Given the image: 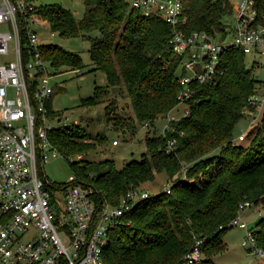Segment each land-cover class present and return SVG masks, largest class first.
<instances>
[{"label":"trees","instance_id":"16d2710c","mask_svg":"<svg viewBox=\"0 0 264 264\" xmlns=\"http://www.w3.org/2000/svg\"><path fill=\"white\" fill-rule=\"evenodd\" d=\"M183 3L185 30L225 35L223 18L233 12L230 0ZM39 12L62 37H87L94 69L106 75L107 86H97L95 94L83 98L82 104L98 103L110 86L125 84L140 123L152 125L176 107L184 85L179 75L181 60L170 44L172 28L167 21L143 15L131 8L128 0H86L81 18L57 4L41 6ZM42 53L57 68L70 66L74 70L83 65L79 54L58 45L45 44ZM246 56L242 49L230 46L214 82L192 83L196 94L189 100L190 114L172 121L164 134L147 137L151 160L144 155L121 169L114 159L83 160V153L96 147L86 128L73 124L54 131L53 140L61 152L74 158L70 164L78 181L95 188L99 203L118 204L129 190L154 180L156 173L164 172L173 181L170 192L139 200L123 218L105 246V264H173L198 240H202L206 255L204 264H214L212 257L227 247L224 237L240 203L264 202V113L259 126L248 133L247 145L233 142L249 97L261 88L255 71L246 65ZM113 109L110 102L107 114ZM136 128L132 124V132ZM171 138L176 139L175 148L168 152ZM97 139L105 140L102 135ZM74 154L82 158L76 160ZM253 227L264 250V216Z\"/></svg>","mask_w":264,"mask_h":264},{"label":"built area","instance_id":"2783aa9c","mask_svg":"<svg viewBox=\"0 0 264 264\" xmlns=\"http://www.w3.org/2000/svg\"><path fill=\"white\" fill-rule=\"evenodd\" d=\"M128 1L143 15L158 16L171 25L170 44L181 60L179 75L184 87L174 109L185 107L181 115L168 117L164 131L171 128L172 121L190 114L189 100L196 94L192 83L214 82L230 46L253 55V70L264 74V59H256L264 58V0H230L235 21H225L224 36L185 30L183 0ZM40 7L37 0H0V264H105L103 255L111 233L151 192L131 189L118 204L111 205L99 203L95 188L78 181L77 173L67 183L47 176L44 168L51 158L61 155L68 162L74 158L64 155L53 140L55 130L70 125L52 109L53 74L42 53L45 44L38 30L47 21L41 19ZM74 71L82 73L80 68ZM256 75L261 88L248 99L249 128L233 139L234 144L245 141L263 118L264 76ZM175 142V138L167 141L168 152L174 150ZM186 170L184 167V177ZM171 187L172 182L165 190L170 192ZM248 208H254L255 220L264 216L262 200H245L228 226L242 228V244L264 258L254 227L243 217ZM201 244L198 240L173 264H204Z\"/></svg>","mask_w":264,"mask_h":264},{"label":"rangeland","instance_id":"374dc122","mask_svg":"<svg viewBox=\"0 0 264 264\" xmlns=\"http://www.w3.org/2000/svg\"><path fill=\"white\" fill-rule=\"evenodd\" d=\"M235 2V0H233ZM61 5L70 9L77 18L83 17L86 12V0H37V5ZM43 16L41 15V19ZM224 21L233 23L235 13L232 12L223 18ZM40 40L43 44H54L63 49L77 53L82 58V66L79 67L81 74L76 73L70 66L57 68L49 63V70L53 74L52 84L54 95L52 100V109L60 114L63 120H67L69 125L76 123L85 127L90 133V141L94 142L96 147L83 153V160L100 161L104 159H114L117 168L121 169L128 163L141 160L147 155V137L159 136L164 134V128L168 122V117L181 115L184 105L172 110L170 114L159 116L154 123L149 126L140 123L135 117L131 98L127 92L125 84L119 86H110L107 92H104L101 101L92 105L82 104L83 98L93 96L97 86L106 87L107 78L100 69H94L89 56L90 41L87 37H62L58 32L52 31L46 23L38 26ZM230 35L228 36V40ZM256 59L262 61L264 58L257 56ZM255 57L246 56V65L252 68ZM77 69V68H75ZM260 77L264 74L260 69L254 70ZM112 102L114 106L111 115L107 114L106 107ZM170 115V116H169ZM133 118V119H132ZM118 120L121 122L119 123ZM130 120V121H129ZM128 121L131 124H128ZM127 124H124L126 123ZM132 124L137 126L136 131L132 132ZM249 128L248 114L236 125L234 134L238 136L247 132ZM98 135L104 136L103 142L97 139ZM118 144H114V140ZM247 138L242 144L247 145ZM78 160V154H74ZM45 172L50 180L60 183H67L70 177L76 173L70 162L64 157L51 158L45 164ZM164 172L156 173L155 179L141 184L140 188L148 189L151 194H157L165 191V186L171 184ZM254 208H248L243 212V217L253 227L255 225L256 215L253 214ZM244 230L238 226L231 228L225 234L227 243L226 249L212 257L214 264H264V258L258 253L249 252L242 244Z\"/></svg>","mask_w":264,"mask_h":264}]
</instances>
